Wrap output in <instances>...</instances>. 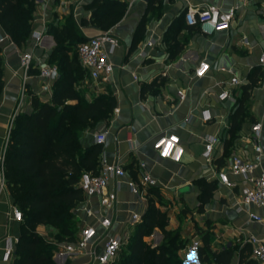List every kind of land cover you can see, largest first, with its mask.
I'll use <instances>...</instances> for the list:
<instances>
[{
  "label": "crops",
  "instance_id": "obj_1",
  "mask_svg": "<svg viewBox=\"0 0 264 264\" xmlns=\"http://www.w3.org/2000/svg\"><path fill=\"white\" fill-rule=\"evenodd\" d=\"M38 1L34 4L31 34L25 46L17 48L10 43L0 28V167L9 119L19 101V54L29 53L32 56V69L26 81L27 95L20 100L18 109L19 113L29 114L32 109L28 94L37 96L42 102H49L51 97V92L39 93L40 80L37 78V68L50 65L48 56L54 42L46 32L49 26H61L70 20L82 37L108 32L117 39V46L109 55L112 72L108 78L94 83L85 76L91 84L75 85V90L86 102L98 96L110 95L113 98L114 108L107 124L97 123L84 131L79 137V144L85 150L95 144L94 134L103 133L98 165L100 161L108 165L116 164L124 174L108 182L107 190L114 191L116 196L111 207L101 210L96 198L85 201L82 198L72 211L77 233L82 226L95 229V236L88 247L92 254H65L61 243L51 257L52 263L96 264L95 257L101 253L106 237L131 239L137 225L141 223L148 201H151L166 219L164 229L171 231L174 226L180 225L183 233L179 232L180 237L185 236V240L189 241L190 248L184 245L176 253L181 264H198L196 249L202 244L200 230L204 228L213 233L210 243L214 248L210 247L211 250L236 246L229 264H237V250L244 245L249 249L247 244H238L241 239L247 234L264 238V209L240 204L238 188L218 184L212 177V171L214 167H222L232 151L242 153L247 158L251 156V146L245 136L251 125L256 123L260 126L258 144L264 171V83L261 82L262 68L258 65V58L264 52V0H129L123 3V11L113 12L115 22L106 29L81 25V22L87 23L92 17L96 0ZM206 5L222 12L236 6L230 28L205 36L197 28L186 26L183 21L182 27L174 32L173 37L180 50L170 59L168 44H173L172 39L167 42L164 40L166 37L169 39L170 27L177 25L187 8ZM36 35H40L37 44L33 40ZM242 40L247 46L241 43ZM148 42L152 43L150 47L147 46ZM139 53L145 56L141 57ZM199 63H206L209 69L204 77L195 79L193 71ZM220 68L229 71L240 82L239 86L228 87L230 74L219 71ZM250 77L258 82L248 92L244 102L247 117L235 130L237 135L232 140L227 134L230 119L241 99L242 86L248 84ZM151 82H155L156 86L141 96L142 86ZM222 88L229 90L230 100L219 102L216 99V94ZM178 93L183 96L181 100H178ZM203 108L209 109V123L200 120L199 113ZM162 134L178 138L183 148L179 163L162 159L152 148L155 139ZM207 136L215 137L218 141L212 151L211 165H207L201 157L204 138ZM225 140L231 141L226 155L223 150ZM138 164H142L143 171L155 181L154 187L146 190L138 187L141 173ZM229 177L234 183L239 182L238 178ZM198 181L212 183L215 188L199 213ZM129 183L136 185V194L130 192ZM169 203L173 208H169ZM13 207L10 195L3 183L0 184V264H12L14 245L20 235V222L14 221L10 215ZM87 208L91 216L85 214ZM228 212L231 214L226 216ZM177 213L179 221L175 219ZM248 214L256 215L262 221L250 222ZM132 215L137 216L136 221L131 220ZM100 216L110 222L107 232L97 224ZM192 223L198 228L197 233L191 229ZM41 231L43 226L35 228L40 237ZM7 239L12 243L13 250L12 256L4 259L3 249ZM142 241L150 249L163 242L157 229L143 237Z\"/></svg>",
  "mask_w": 264,
  "mask_h": 264
},
{
  "label": "trees",
  "instance_id": "obj_2",
  "mask_svg": "<svg viewBox=\"0 0 264 264\" xmlns=\"http://www.w3.org/2000/svg\"><path fill=\"white\" fill-rule=\"evenodd\" d=\"M35 0H0V28L17 48L25 46L32 28ZM153 4V1L151 2ZM99 5V6H98ZM123 2L96 0L90 20L81 25L106 29L115 22L113 12L122 11ZM183 24V16L175 27H170L168 44L173 58L180 46L174 42V32ZM54 47L48 63L57 69V78L51 86L49 102L39 101L30 95L31 113H17L12 121L1 159L3 185L12 199L13 206L21 212L20 235L14 245L12 264H53L51 257L61 243L73 242L77 234L72 211L82 201L77 186L82 173L96 174L100 145L94 144L82 150L80 135L97 123L107 124L114 108L110 95L98 96L86 102L75 90L82 83L85 72L80 68L75 47L84 42L73 23L66 20L61 26L47 28ZM172 34V35H171ZM167 46V45H166ZM31 73V70L28 72ZM260 78V77H259ZM258 80L250 79L242 86V96L231 116L228 138L234 139L240 123L247 117L244 102L248 92ZM155 82L142 86L140 95L155 87ZM2 87V60L0 58V90ZM231 141L223 143L224 154ZM220 164L218 163V167ZM200 195L197 212H202L214 191V185L204 181L197 183ZM53 229L47 242L36 232L37 226ZM166 220L153 205L147 209L137 225L134 235L119 250L110 264H181L176 256L184 243H176L178 235L164 228ZM157 229L162 244L154 249L142 239ZM208 234H200L201 245L196 249L198 264H229L234 249L211 250ZM125 249V252H121ZM237 264H256L249 258L244 245L237 250Z\"/></svg>",
  "mask_w": 264,
  "mask_h": 264
},
{
  "label": "built area",
  "instance_id": "obj_3",
  "mask_svg": "<svg viewBox=\"0 0 264 264\" xmlns=\"http://www.w3.org/2000/svg\"><path fill=\"white\" fill-rule=\"evenodd\" d=\"M109 2H122L124 0H107ZM40 1L35 0L34 4ZM236 6L227 11H220L214 6L206 5L201 8H187L183 14V21L186 26L195 27L197 30L209 36L217 31H225L230 28L236 13ZM40 35L34 36L33 40L37 44ZM11 43V42H10ZM244 46L247 43L242 40ZM152 43L148 42L147 46ZM117 46V39L108 32L98 34L96 36L88 37L76 47V55L80 68L85 72L86 77L91 82L105 81L112 72V66L109 61V55ZM141 57L145 55L139 53ZM258 65L262 68L261 82L264 83V52L258 58ZM19 68L21 71V81L19 85V101L10 116L8 123V131L11 127L15 115L18 113L20 100L27 95L26 81L29 76V70L32 69V56L29 53L19 54ZM206 63H199L197 68L193 71V78L200 79L205 76L208 71ZM221 72L230 74L228 79V87H238L240 82L231 75L229 71L220 68ZM37 78L40 80L39 93L48 94L51 92V84L57 78V69L54 65H44L37 68ZM135 80L136 77L132 76ZM178 100L183 98L181 93L177 94ZM216 99L219 102H224L231 99L228 89H220L216 94ZM202 123H209L211 120L208 108H203L199 113ZM260 126L258 123L251 125L249 133L245 136L251 146V156L247 158L242 153L232 151L225 164L220 167H214L212 171L213 179L220 185L227 188H238L239 203L243 205H253L264 209V171L261 168L262 152L258 144ZM7 131V135H8ZM94 143L101 145L104 141V134L99 132L94 134ZM7 140V136H6ZM218 143L217 138L207 136L204 138L203 151L201 157L207 165L212 164V151L214 146ZM152 148L159 154L162 159L168 160L172 163H179L183 155V148L176 136L171 134H162L158 136L152 144ZM141 172L138 180V187L142 190L149 189L155 186V181L143 171V165H137ZM1 172V167H0ZM124 174L123 170L116 164L108 165L104 161H100L96 174L82 173L78 180L77 186L81 191L83 201L89 198H96L98 206L101 210L111 207L116 201L114 191H108L107 185L109 180L120 178ZM235 177L239 179L236 184L229 178ZM3 183L2 173L0 177V184ZM131 193L136 194L138 189L133 183L128 184ZM85 214L91 216V211L85 209ZM11 218L20 222L21 213L18 208L13 207L10 211ZM132 221L137 220L136 215L131 216ZM250 222H261L262 219L256 215L248 214ZM98 226L107 232L110 227V222L105 217L100 216L97 219ZM95 236V229L92 226H82L79 228L77 235L73 242L63 243L61 248L65 254H88L89 244ZM127 238L121 236L106 237L101 253L95 257L96 264H110L115 259L120 248L126 243ZM243 244L249 246V257L256 264H264V238H258L247 234L243 238ZM12 243L6 240L3 249V258L7 259L12 256ZM92 254V253H89Z\"/></svg>",
  "mask_w": 264,
  "mask_h": 264
},
{
  "label": "rangeland",
  "instance_id": "obj_4",
  "mask_svg": "<svg viewBox=\"0 0 264 264\" xmlns=\"http://www.w3.org/2000/svg\"><path fill=\"white\" fill-rule=\"evenodd\" d=\"M128 1L129 0H124L123 1V3H128ZM122 11H123V9H122ZM120 15V14H119ZM119 15H117V16H119ZM85 39V37H83V40ZM75 50H76V47H75ZM86 85V86H88V85H90L91 83H89V82H87V80H86V78H85V76L83 75V78H82V83H81V85ZM169 205H170V203H169ZM169 208H173L171 205H170V207ZM20 211V210H19ZM179 211V210H178ZM21 212V211H20ZM180 212V211H179ZM178 215H179V213H177L176 215H175V219H177L178 221H179V218H178ZM180 219H182V216H181V218ZM166 220V219H165ZM181 221V220H180ZM179 224L181 223V222H178ZM193 228V230L195 231V233H197V231H199L198 230V228L196 229L195 228V225H193V223H192V227H191V229ZM195 228V229H194ZM192 230V231H193ZM171 234H173V233H176L177 235L179 234V236L177 237V239H176V243H181V244H183L184 243V245L186 246V247H189L190 248V244H189V241H186L185 240V236H183V237H180V233H182V231H181V228H180V225H178V227L177 226H174V229H171V231H169ZM180 232V233H179ZM200 232L201 233H207L208 235H209V241H208V243H209V245L211 244V248H212V243H210L211 242V238H212V235H213V233L211 232L210 233V231H209V229L208 228H204V229H201L200 230ZM41 234H42V238L43 239H45L47 242H51V243H53L54 241L53 240H51L50 238H49V236H48V233H50V234H54L55 233V231L53 230V229H45L44 227H43V232L41 231L40 232ZM183 234V233H182ZM240 243H243V239H241L240 241H239V245H240ZM214 248V247H213ZM212 248V249H213ZM231 249H236V246H231ZM121 252H125V249H123ZM192 253L194 254L195 253V247L193 246L192 247ZM177 256V255H176ZM178 257V256H177Z\"/></svg>",
  "mask_w": 264,
  "mask_h": 264
},
{
  "label": "water",
  "instance_id": "obj_5",
  "mask_svg": "<svg viewBox=\"0 0 264 264\" xmlns=\"http://www.w3.org/2000/svg\"><path fill=\"white\" fill-rule=\"evenodd\" d=\"M231 214V212H228V213H226V216H229Z\"/></svg>",
  "mask_w": 264,
  "mask_h": 264
}]
</instances>
